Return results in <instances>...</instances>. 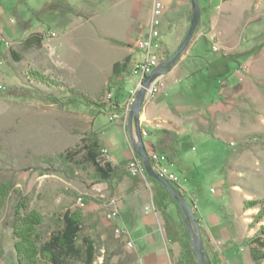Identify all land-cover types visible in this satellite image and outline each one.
<instances>
[{"label": "crops", "instance_id": "obj_1", "mask_svg": "<svg viewBox=\"0 0 264 264\" xmlns=\"http://www.w3.org/2000/svg\"><path fill=\"white\" fill-rule=\"evenodd\" d=\"M15 1L0 0V59L4 56L13 76L38 71L88 99L101 101H105L115 64L125 67L110 91L112 97L124 101L138 84L139 78L131 71L144 55L135 43L148 33L155 1L163 6L155 52L158 64L177 49L192 13L189 0H66L74 12L62 16L56 9L49 14L51 0H21L19 6ZM199 7V25L192 40L178 61L163 71L165 89L143 100L141 140L147 155L166 156L165 166L177 176L176 187L198 220L205 252L210 256L217 253L219 264H254L251 245L242 242L259 227L250 226L257 208L245 209L243 204L264 196V90L240 70L256 54L245 59L235 55L251 50L254 39L263 33L264 0H218L213 7L209 3ZM244 10H251L253 16L244 18ZM20 11L24 17L17 21L12 14ZM35 12L38 18L34 22ZM253 17L257 19L251 21ZM243 28L250 29L246 41L240 38ZM202 39L215 56L203 47ZM213 44L217 51L212 50ZM128 82L131 86L125 89ZM56 107L76 114L75 128L86 124V133L98 135L114 170L111 182L99 187L117 197L118 219L106 220L98 203L82 210L78 245L82 247L84 239L95 247L92 264H135L125 260L131 253L143 264H177L184 238L174 204L157 202L162 191L144 168L136 176L126 170L129 161L142 165L135 153L136 130L133 123L129 128L128 116L122 114L109 122V114ZM100 116H106L107 122ZM120 132L127 139V148L115 138ZM208 184L213 186L210 191L206 190ZM115 227L127 229L132 250L127 249L125 236L114 233ZM13 243L11 234L8 244ZM0 250L5 257L14 256L12 247L6 250L1 244Z\"/></svg>", "mask_w": 264, "mask_h": 264}, {"label": "rangeland", "instance_id": "obj_2", "mask_svg": "<svg viewBox=\"0 0 264 264\" xmlns=\"http://www.w3.org/2000/svg\"><path fill=\"white\" fill-rule=\"evenodd\" d=\"M32 1L37 2V0ZM217 2L218 0H198L199 6L209 3L213 7ZM15 3L16 6H19L22 1L16 0ZM244 11V18L253 16L251 10ZM12 17L19 21L24 16L20 11L18 13L13 12ZM29 17L33 19L32 16ZM262 18L264 21V16ZM256 19L253 17L250 20L255 21ZM33 21L35 22L36 19ZM249 30L248 28L241 30V41L250 38ZM262 32L254 39L255 44L264 41V29ZM200 43L203 47H207L210 56H215L208 49L209 43L203 39ZM2 58L3 65L0 68V85L2 88L0 91L10 87L25 86L33 93H50L52 95L61 93L59 88H48L35 82H28L23 76H16L15 78L12 74V68H9L4 56ZM240 70L244 74L246 72V75L252 79L257 88L264 90V46ZM129 86H131V82L125 84V89ZM118 115L116 120L120 118V114ZM76 118L78 117L74 113L63 112L55 105H46L35 99L13 100L0 97V184L11 185L12 189L19 191L23 197L27 198L28 211L35 209L48 218V223L44 229L53 226L56 222V216L61 215L66 210L80 209L83 212L88 205L98 203L104 215V203L96 196L95 192L100 183H97L93 177L94 172L90 165L83 164V167H76L60 164L56 166L59 170L57 173L42 172L44 169L49 170V167L42 160L44 157L73 150L86 133V124L80 126L78 124L79 127H74L78 123ZM100 118L107 122L106 116H100ZM116 120H109V122ZM115 138L120 142L122 141L124 147L127 148V139L123 133H115ZM99 188L105 192L106 196H111L108 193V188ZM206 188L210 191L213 186L208 184ZM210 194L208 192L207 197ZM13 196L14 192L11 191L0 216V245H4L6 250L8 247L13 248L8 244V238L11 235L10 221L14 203ZM79 196H83L85 199L84 207L77 206L76 199ZM260 224H264V218ZM260 224L255 225L260 226ZM215 245L218 246V244ZM131 254V258L126 256V261H135V256L133 258ZM5 255L0 250V264H8Z\"/></svg>", "mask_w": 264, "mask_h": 264}, {"label": "trees", "instance_id": "obj_3", "mask_svg": "<svg viewBox=\"0 0 264 264\" xmlns=\"http://www.w3.org/2000/svg\"><path fill=\"white\" fill-rule=\"evenodd\" d=\"M90 5L94 6L96 3ZM47 9L49 10V14H52L56 9L59 16L74 12V8L70 6L66 0H51L47 5ZM37 15L38 13L35 12L34 19L38 18ZM190 19L191 15L189 16V21ZM198 25L199 22L197 27ZM197 27L195 32L197 31ZM263 46L264 41L260 44H255L249 51L236 54L235 57L245 59L251 55L257 54ZM173 53L174 52H171L164 56L161 62L168 60ZM235 57L231 56L230 58L234 59ZM238 64H241L240 61H238ZM124 67V63L115 64L113 66L112 76L109 79L106 89L108 92L114 89L113 85L119 81L117 76ZM23 77L28 82H35L48 88H59L61 89V93L58 95L33 93L27 87L20 86L19 88L10 87L1 90L0 97L13 100L35 99L44 104L56 105L62 110H79L84 108L94 110V114L100 112L109 115L124 114L125 101L127 98L121 101L118 96H110V98L105 101L91 100L82 92L70 88L61 81L53 80L38 71L29 70ZM117 90L120 91L121 89L119 88ZM42 160L49 167V170L44 169L42 171L43 173L59 172L56 166L60 164L76 167H83V164H88L93 169V177L97 183H110L113 178L114 170L105 158L98 135L93 132L85 133L79 144L73 150H67L54 156H47ZM149 180L155 183L162 191V197L164 198L160 197L157 202L161 204V202L163 203L166 200L170 201L174 204L179 215L184 244L181 258L177 264H197L191 249L190 237L178 205L163 185L151 178H149ZM170 183L178 193L182 194L176 187V182ZM11 191L14 192V203L12 205V216L10 221L11 234L14 240V256L5 257L8 264H92L95 256V247L87 243L84 239H82V247L78 245L83 217L80 209L73 211L66 210L61 215L56 216V222L53 224L54 229L49 231V227L44 229L45 225L48 223V218L35 209L28 211L27 198L23 197L19 191L12 189L11 185L7 183L0 184V216L6 206ZM243 205L245 209L258 208V212L250 224L251 227L262 221L264 218V196L260 200L244 202ZM242 244L251 245L250 256L254 264H260L264 261V224H261L253 236L244 240ZM203 255L205 264H219L220 262V257L217 253L210 256L205 252L204 247Z\"/></svg>", "mask_w": 264, "mask_h": 264}, {"label": "built area", "instance_id": "obj_4", "mask_svg": "<svg viewBox=\"0 0 264 264\" xmlns=\"http://www.w3.org/2000/svg\"><path fill=\"white\" fill-rule=\"evenodd\" d=\"M163 13V6L160 1H155L152 5L151 10V17L148 24V33L145 37H140L136 40L135 47L140 50L143 55L144 59L137 64H135L132 68L131 74L139 78V82L134 89H132L128 97L125 101V111L124 116H127L129 110L132 106L134 101L135 95L139 88L141 87V83L144 78L149 75L158 65L159 60L157 55L155 54L156 50L159 49V26L161 22V17ZM54 36V34H51ZM1 40V38H0ZM4 41L6 46H9V42ZM212 50L217 51L218 47L213 44ZM3 65V60L0 59V68ZM166 87L165 78L163 75H160L153 79L151 84L146 90L144 95V101L150 100L154 95L164 90ZM0 85V89H1ZM119 117L118 114H110L109 120H116ZM148 159L151 162L152 170L162 179L168 182H177V176L170 172L168 168L165 166L167 158L164 154H159L156 152L148 153ZM127 171L133 176L138 175L139 173L143 172V167L141 164L135 161H129L127 164ZM96 196L103 201L104 203V218L108 221H116L119 217V201L114 196H106L105 192L100 188L95 189ZM191 197V195H190ZM76 203H82L85 206V199L83 196H79L76 199ZM114 233L118 235L125 236V245L129 249H133V242L129 239L128 231L125 227H115ZM135 264H143L142 259L137 257L135 259Z\"/></svg>", "mask_w": 264, "mask_h": 264}, {"label": "water", "instance_id": "obj_5", "mask_svg": "<svg viewBox=\"0 0 264 264\" xmlns=\"http://www.w3.org/2000/svg\"><path fill=\"white\" fill-rule=\"evenodd\" d=\"M189 2L192 7V14L187 31L183 39L181 40L179 46L174 51V53L169 57V59L158 64L156 68L149 75H147L142 81L141 87L137 91L132 106L128 113V126L129 128H131V124L132 123L134 124L138 138V146L135 148V153L137 154L139 160L141 161L146 175L149 178L153 179L154 181L158 182L159 184L163 185L175 200L176 204L180 209L184 224L189 234L191 249L196 259V262L197 264H205L204 255H203V243L200 236V226L197 219L195 218L191 206L184 198V196L175 190V188L172 186L170 182L160 178L152 170L151 162L148 159V156L145 152L139 130V114L141 111L144 95L146 93L147 88L149 87V85L151 84L154 78L162 75L164 70L170 69L172 65L178 61L184 50L188 47L192 39V36L195 32V29L197 27V24L199 22L200 7L198 0H189Z\"/></svg>", "mask_w": 264, "mask_h": 264}, {"label": "bare ground", "instance_id": "obj_6", "mask_svg": "<svg viewBox=\"0 0 264 264\" xmlns=\"http://www.w3.org/2000/svg\"><path fill=\"white\" fill-rule=\"evenodd\" d=\"M110 96H111V93H110V92H107V93L105 94L104 99L107 100V99L110 98ZM77 206H78V207H84V205H83L82 203H77Z\"/></svg>", "mask_w": 264, "mask_h": 264}]
</instances>
